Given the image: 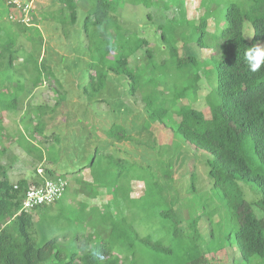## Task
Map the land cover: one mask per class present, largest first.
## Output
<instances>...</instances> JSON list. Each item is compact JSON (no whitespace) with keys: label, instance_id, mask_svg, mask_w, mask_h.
<instances>
[{"label":"trees","instance_id":"16d2710c","mask_svg":"<svg viewBox=\"0 0 264 264\" xmlns=\"http://www.w3.org/2000/svg\"><path fill=\"white\" fill-rule=\"evenodd\" d=\"M77 1L56 0L41 15L35 7L25 26L9 19L11 10L0 0V119L20 111L32 139L20 145L42 173L35 169L32 180L12 183L0 162V264H226L227 248L244 262L257 258L256 264H264V62L256 72L250 68L264 42V0H203L221 7L212 34L208 10L196 24L163 14L152 18L156 0H85L89 8L82 13L81 36L75 27ZM128 9L130 20L124 16ZM45 20L59 26L69 42L64 55L43 50ZM139 25L153 28L151 37ZM207 48L215 54L200 62L198 51ZM43 88L51 95L49 103L20 110L27 96ZM202 90L209 119L192 104L178 103L188 92L201 99ZM136 96L146 117L138 127H168L169 146L149 137L135 141V124H122ZM3 132L0 120V139ZM123 143L139 145L144 155L122 157L112 148ZM0 148L1 158L6 148ZM187 149L204 155L206 179L223 203V220L228 218L215 221L217 211L204 212L207 237L198 227L205 207L179 204L174 175L185 165ZM188 169L196 194L197 174ZM67 177L75 182L72 195L84 185L97 195L105 192L110 201L89 212L81 208L71 219L64 213L69 198L56 208ZM46 182L65 183L61 197L24 210L26 191ZM133 183L142 186L137 198ZM85 215L91 217L86 235ZM215 231L223 235L219 245Z\"/></svg>","mask_w":264,"mask_h":264},{"label":"rangeland","instance_id":"374dc122","mask_svg":"<svg viewBox=\"0 0 264 264\" xmlns=\"http://www.w3.org/2000/svg\"><path fill=\"white\" fill-rule=\"evenodd\" d=\"M203 0H156L157 7L156 9H152L151 11V17L152 18H159L162 14L166 18L174 17L176 20L183 21L188 20L189 22H193L197 24L198 19L204 15V13L208 10L209 11V20H208V26L207 31L212 34L215 32V22L219 18V11H220V4H211L209 3L204 4ZM227 1V0H225ZM224 1V2H225ZM56 0H38V3L36 4V11L38 15L46 13L49 9L52 8V5L55 4ZM168 6V9L161 10L162 5ZM77 8L79 9L77 12V23H76V29L77 34L81 36V26L83 22V12L86 11L89 8V4L85 0L77 1ZM124 16L128 20H130V17L133 13L132 9H128L124 11ZM137 13L139 15H142L143 12L141 10H137ZM51 22L48 21H41V36L44 37V48L45 49H51V51H55L60 54L67 53V49L64 50L66 43H69L68 41H65L62 37V33L60 30V27L57 25L50 24ZM184 24L180 25V28L183 29ZM220 26H223V23H220ZM143 30L141 29L140 25L139 28L142 30L144 36L151 37L153 34V28H150L148 26H144ZM140 32V31H139ZM244 35L247 40H250L251 38V31L248 26H245L244 28ZM47 36L53 37L51 41L47 40ZM70 43L72 42L69 39ZM258 49L261 52H264V42L258 44ZM192 50V49H191ZM47 51H45V55L47 54ZM195 49H193L191 52H194ZM43 53V51H42ZM215 54V51L213 48H207V49H200L198 51V58L200 62H203L205 60H208L211 55ZM202 71L200 75L202 76ZM41 92L35 93L33 97L27 96L23 103H22V109L24 110L28 104L33 105L35 103L39 104L41 102H50L51 101V95L48 92L46 88H43L40 90ZM207 94V91L202 90L199 95L201 99H195L193 94L191 92L186 93L184 97L180 101H178L179 105L181 104H192L195 108L202 111L205 118H210V112L208 107L202 102V97ZM129 112L127 114H124L122 117V124H125L126 127L130 126V123H134V128L131 130V134L134 137L135 141L141 140V142H144L146 140V137H149L150 139L154 140L158 145L161 146H169L173 141V136L171 134V131L168 127H165L163 125H160L159 123L151 124L150 128L146 131H143L140 129L141 123L143 124L146 120L145 115L142 112V102L139 98V96L133 97L129 100ZM20 112V111H19ZM19 112L17 114L9 115L7 118L0 119L2 122V126L4 128V132L2 133V138L0 139V147L6 148V152L3 156L0 158L1 165L8 169V176L10 178V181L12 183L17 182L19 179H33V171L35 169H38L37 174L40 173V167L34 166L32 163V160L27 157L26 152L22 148V145H26L27 141H31L32 139L27 135V133L24 131L23 123L19 120ZM22 112V111H21ZM175 121H179L178 117H174ZM139 126V127H138ZM20 132H24L22 135L19 134ZM19 136H22L21 138ZM136 142V143H138ZM22 144V145H20ZM112 149H115L119 152V155H122V157H129L132 154H135L137 156L144 155L142 147L139 148V145H133L129 143H123L121 146H116ZM1 150V148H0ZM130 154V155H129ZM150 154V158H152ZM202 155V154H201ZM198 155L194 154L190 149H187V157L185 159L184 164L177 170L175 173V181L177 182V186L181 190V194L179 196V204L185 206L186 208L189 206L196 207L197 209H201L203 206L205 207V210L203 212L199 213V216H201L203 219H200L198 222L199 232L202 236H206L209 232V224L205 219L204 212L209 211H217L215 214V218H213L215 221L222 220V222L226 221L228 218L225 217L223 220V212L222 210H219V207L223 204L219 201L218 196L211 191V182H208L205 176V168L202 163L203 159H205L204 155ZM137 161L143 163L140 157H137ZM195 170V173L197 174L196 180H195V188H197V193L193 194L191 192V188L189 187V169ZM182 174V175H181ZM81 176H84L86 180H89V177L85 172L81 174ZM182 178V180H181ZM67 182V191L65 195L60 199L56 205V208L65 206L66 204V198H69V205L65 208V215L69 216L71 219H74L75 216L80 212L81 208L85 209V212H89L91 208H103L109 201L110 197L105 192H101L99 195L95 192L93 189H87L84 185H80L77 193L78 195H72V191L74 190L75 182L70 177L66 178ZM181 180V182H180ZM187 190L191 193H187ZM201 191V192H200ZM253 191V190H252ZM256 193V192H255ZM79 194L81 196H79ZM142 194V186L141 184L133 183L132 184V196L137 198ZM248 194V191L247 193ZM97 195V196H96ZM188 195V196H186ZM83 196V197H82ZM254 199V198H251ZM247 200L250 201V199L247 198ZM210 209V210H208ZM255 214L257 217H260L262 214L257 210L254 209ZM189 213V211H188ZM88 214V213H86ZM190 214V213H189ZM196 215V214H195ZM223 215V216H222ZM34 221L37 220V214H33ZM84 229L83 232H85V235L88 234V226L91 225V217L90 215H85L83 219ZM92 229V228H91ZM216 229V227H214ZM223 235H219L215 231V239L217 241H214V243H217L218 245L221 244V239L219 238ZM223 238V237H222ZM209 258V256H207ZM257 258H252L249 262H244L240 259V256L238 252L234 248H227L226 249V257L223 260L226 264H256Z\"/></svg>","mask_w":264,"mask_h":264},{"label":"built area","instance_id":"2783aa9c","mask_svg":"<svg viewBox=\"0 0 264 264\" xmlns=\"http://www.w3.org/2000/svg\"><path fill=\"white\" fill-rule=\"evenodd\" d=\"M11 10L9 19L13 22L29 26L31 15L35 12L38 0H4ZM65 183L46 182L39 187H30L24 197V210H32L39 206H48L61 197Z\"/></svg>","mask_w":264,"mask_h":264},{"label":"clouds","instance_id":"9594fccd","mask_svg":"<svg viewBox=\"0 0 264 264\" xmlns=\"http://www.w3.org/2000/svg\"><path fill=\"white\" fill-rule=\"evenodd\" d=\"M262 62H264V52H261L259 49H257L255 51V54L251 57V71H258L261 67Z\"/></svg>","mask_w":264,"mask_h":264}]
</instances>
